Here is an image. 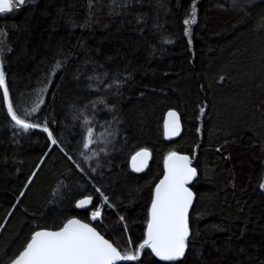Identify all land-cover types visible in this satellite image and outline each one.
<instances>
[{"label":"trees","instance_id":"16d2710c","mask_svg":"<svg viewBox=\"0 0 264 264\" xmlns=\"http://www.w3.org/2000/svg\"><path fill=\"white\" fill-rule=\"evenodd\" d=\"M0 69L39 125H16L0 89V264L99 207L94 226L139 251L120 264H264V0H25L0 13ZM171 108L184 130L167 142ZM173 151L191 156L196 199L184 256L163 261L139 245Z\"/></svg>","mask_w":264,"mask_h":264},{"label":"snow or ice","instance_id":"6c2138e0","mask_svg":"<svg viewBox=\"0 0 264 264\" xmlns=\"http://www.w3.org/2000/svg\"><path fill=\"white\" fill-rule=\"evenodd\" d=\"M25 0H0V13L11 12L13 7L23 5ZM195 6L186 25L195 23ZM59 67V65H57ZM0 89L3 90V100L7 104V111L16 125L24 130L39 127L21 119L13 109L9 99L5 73L0 69ZM35 111V109H33ZM172 117L170 130L178 132L179 124L175 113ZM51 138L47 127L43 129ZM92 142V133L88 134V143ZM55 144V139H52ZM147 157V152L138 153ZM134 160V167L136 158ZM187 157L170 154L167 162L168 174L157 185L155 197L152 200L150 220L147 224V238L139 245L142 250L150 248L163 261H175L183 257L189 236L188 210L192 203L193 194L185 187L186 183L196 175V170L188 166ZM137 171L141 170L139 167ZM90 199L81 200L79 207H85ZM100 211L93 212V219L100 215ZM136 254L122 255L108 240L104 239L94 228L83 224L79 220H69L59 231H37L26 247L12 261V264H116L117 261L137 260Z\"/></svg>","mask_w":264,"mask_h":264},{"label":"water","instance_id":"95a60500","mask_svg":"<svg viewBox=\"0 0 264 264\" xmlns=\"http://www.w3.org/2000/svg\"><path fill=\"white\" fill-rule=\"evenodd\" d=\"M169 113H175L176 114V118H178V124H179V128H178V132L176 133V134H173L172 133V131L170 130V122L172 121V117H170L169 116ZM183 130H184V124H183V120H182V116H181V114H180V112L177 110V109H174V108H171V109H168L167 111H166V113H165V116H164V120H163V133H164V139H165V141H167V142H170V141H174V140H177L178 138H180L181 137V135H182V133H183ZM142 152H147L148 153V155H147V157H143V156H138L137 154L138 153H142ZM172 153H175L177 156H182V157H187L188 158V161H189V167H191V168H194L195 170H196V175L194 176V177H192V179L191 180H189L187 183H186V185H185V187H187L191 192H192V194H193V199H192V203H191V205H190V207H189V210H188V226H189V236H190V233H191V230H190V225H189V213H190V211H191V209H192V206H193V204H194V202H195V199H196V194H195V191L188 185L189 183H191L195 178H196V176H197V169H196V167H194L193 165H192V159H191V156L189 155V154H187V153H184V152H179V151H173V152H171L170 154H172ZM170 154L169 155H167V157L165 158V162H164V173H163V175H162V177L159 179V181L156 183V185H155V187H154V193H153V199H154V197H155V189H156V187H157V185H159L160 184V182L164 179V177L168 174V167H167V162H168V158H169V156H170ZM136 158V160H135V167H134V160H133V158ZM152 157H153V153L151 152V150H149V149H140V150H138L137 152H135L132 156H131V158H130V161H129V166H130V169L133 171V172H135V173H143V172H145L146 170H147V168L149 167V165H150V162H151V160H152ZM137 167H139L141 170H139V171H137L136 170V168ZM152 199V200H153ZM81 200H88V198L87 197H85V198H82V199H80L78 202H77V205L79 204V202L81 201ZM152 204V203H151ZM88 206V204L85 206V207H79V208H81V209H84V208H86ZM150 211H151V205H150V209H149V220H150ZM69 220H79L81 223H83V224H88L89 225V227H91V228H94L101 236H103L104 237V239H106V240H108L109 241V243H111L112 245H113V247H115L122 255H125L113 242H112V240H110L109 238H107L106 236H104L95 226H94V224L92 223V222H90V221H86V220H84V219H82V218H80V217H77V216H75V217H71L70 219H68L67 221H66V223L65 224H67V222L69 221ZM64 224V225H65ZM63 225V226H64ZM62 226V227H63ZM62 227H60V228H58V229H48V228H42V229H38V230H36L35 232H37V231H59ZM34 232V233H35ZM33 233V234H34ZM189 236H188V238H189ZM187 238V239H188ZM31 239V238H30ZM30 241V240H29ZM24 250V249H23ZM22 250V251H23ZM21 251V252H22ZM185 251H186V249H185ZM20 254V253H19ZM18 254V255H19ZM185 254V253H184ZM184 256V255H183ZM17 257V256H16ZM15 257V258H16ZM14 258V259H15ZM182 258V257H181ZM13 259V260H14ZM180 259V258H179ZM12 260V261H13ZM12 261L9 263V264H12ZM121 262H125L124 260H122V261H117L116 262V264H120Z\"/></svg>","mask_w":264,"mask_h":264},{"label":"rangeland","instance_id":"374dc122","mask_svg":"<svg viewBox=\"0 0 264 264\" xmlns=\"http://www.w3.org/2000/svg\"><path fill=\"white\" fill-rule=\"evenodd\" d=\"M104 201H105V200H104ZM101 209H102V207H100V208L97 209V210L100 211L101 214H100L98 217H96L95 219H93L92 214H93V212H95V211H97V210L91 212L90 219H91L92 222H93V221H97V220H101V218H102V211H101Z\"/></svg>","mask_w":264,"mask_h":264}]
</instances>
